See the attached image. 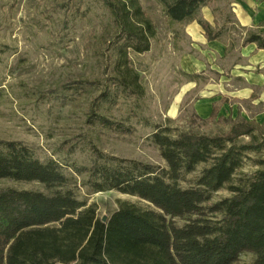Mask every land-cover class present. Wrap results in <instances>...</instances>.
<instances>
[{"label":"trees","instance_id":"trees-1","mask_svg":"<svg viewBox=\"0 0 264 264\" xmlns=\"http://www.w3.org/2000/svg\"><path fill=\"white\" fill-rule=\"evenodd\" d=\"M157 1L171 22L197 21L210 41L226 32L200 15L216 0ZM98 2L109 14L100 53L106 75L64 89L84 95L101 88L86 112V126L132 135L136 127L113 108L120 97L137 102L145 97L129 55L148 52L157 27L140 0ZM86 3L63 0L58 8L65 17L85 16ZM243 44L264 50V33L247 29ZM219 113L214 105L207 118L194 113L186 127L156 125L148 139L165 165L110 154L84 133L62 147L70 153L88 141V164L40 158L23 141L0 139V181L42 186L0 189V264H237L246 254L253 256L252 264H264V122ZM216 119L228 129L199 130ZM223 190L228 195L215 199ZM107 191L146 205L119 199L104 221L89 196Z\"/></svg>","mask_w":264,"mask_h":264},{"label":"rangeland","instance_id":"rangeland-1","mask_svg":"<svg viewBox=\"0 0 264 264\" xmlns=\"http://www.w3.org/2000/svg\"><path fill=\"white\" fill-rule=\"evenodd\" d=\"M61 1L0 0V139L23 141L40 158L88 164L92 156L88 141L70 153L62 147L67 139L84 133L110 154L165 165L148 139L158 124L186 127L194 113L207 118L214 105L219 106L220 115L264 122V85L252 86L237 77L243 73L238 66L246 65L255 52L243 44L246 30L264 33V0H216L204 6L201 17L226 29L222 38L211 41L197 21L171 22L157 0H140L157 34L148 52L129 55L141 75L145 97L138 102L120 97L113 108L117 117L136 127L135 134L127 136L86 126V112L101 88H88L84 95L64 89L78 80L105 77L100 53L106 46L104 26L109 14L98 0H86L85 16L65 17L58 8ZM253 11L262 22L248 26L241 18ZM259 65L264 76V62ZM244 88L253 92H243ZM238 92L245 97L237 96ZM227 129L228 124L217 119L199 127L208 133ZM251 168L246 165L247 170ZM9 186L42 189L36 182L0 181V189ZM227 195L223 190L215 199ZM119 199L146 205L138 197L116 191L89 196L101 217L115 210ZM252 262L253 256L246 254L237 264Z\"/></svg>","mask_w":264,"mask_h":264},{"label":"crops","instance_id":"crops-1","mask_svg":"<svg viewBox=\"0 0 264 264\" xmlns=\"http://www.w3.org/2000/svg\"><path fill=\"white\" fill-rule=\"evenodd\" d=\"M241 19H242L243 23L247 24L248 26L252 25L253 23L259 24L262 22L261 15H258V18H257L256 12H254V11L250 14L249 13L243 14ZM248 46H249V48H252L251 49L252 52H254V51L255 52L252 56V59L251 60L249 59V61L247 62L246 65H244V66L239 65L238 66L239 69L243 70L242 71L243 73H238L237 77L241 78L247 82L252 83V86L254 84H256V85L263 84L264 85V76L260 74V71H258V68L259 69L262 68V67H260L261 65H259V64L261 62H264V50L258 49L255 44H249ZM249 71H250V73H249ZM248 91H250L249 93L251 94L253 92V89L252 88L248 89V90H247V88L243 89V92H248ZM242 94H244V93L238 92L237 96H242V97L244 96L245 97V95H242ZM246 96L249 97V95H246Z\"/></svg>","mask_w":264,"mask_h":264},{"label":"water","instance_id":"water-1","mask_svg":"<svg viewBox=\"0 0 264 264\" xmlns=\"http://www.w3.org/2000/svg\"><path fill=\"white\" fill-rule=\"evenodd\" d=\"M103 220L106 221V220H107V216H104V217H103Z\"/></svg>","mask_w":264,"mask_h":264}]
</instances>
